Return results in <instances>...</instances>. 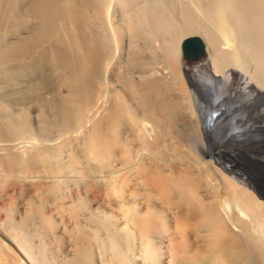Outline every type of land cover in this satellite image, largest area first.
Segmentation results:
<instances>
[{
  "label": "bare ground",
  "instance_id": "obj_1",
  "mask_svg": "<svg viewBox=\"0 0 264 264\" xmlns=\"http://www.w3.org/2000/svg\"><path fill=\"white\" fill-rule=\"evenodd\" d=\"M141 1L0 0V264H264V0Z\"/></svg>",
  "mask_w": 264,
  "mask_h": 264
},
{
  "label": "rangeland",
  "instance_id": "obj_2",
  "mask_svg": "<svg viewBox=\"0 0 264 264\" xmlns=\"http://www.w3.org/2000/svg\"><path fill=\"white\" fill-rule=\"evenodd\" d=\"M146 1H147V0H145V2H146ZM148 1H149V3L146 2V5H147V6H149V5H153V4L156 2L155 0H153L152 2H151V0H148ZM159 1H160V0H159ZM161 1H162V0H161ZM163 1H164V0H163ZM165 1H166V0H165ZM141 2H142V4L145 3L143 0H142ZM143 2H144V3H143ZM150 2H151V3H150ZM166 2H167V1H166ZM168 3H169V2L165 3V5L168 4ZM148 4H149V5H148ZM238 13L241 14V11L235 12V14H238ZM238 15H239V14H238ZM242 15H243V13H242ZM239 16H241V15H239ZM104 18H105V16H104ZM103 20H104V23H102V24L107 23V22H105V19H103ZM103 20H102V22H103ZM247 29L249 30L248 32L250 33V30H251V29H249V28H247ZM248 32H247V33H248ZM251 32H252V31H251ZM155 37H156V38H155ZM158 37H159L158 35H152V34H151V36L149 37V41H148V43H147L148 45H149V44H150V45H151V44L153 45V46H149L150 48H151V47L155 48L156 46L159 45L158 43H160V38H158ZM147 38H148V37H147ZM151 38H152V39H151ZM156 39H157V40H156ZM150 40H151V41H156V42H153V43H152ZM251 42L253 43L252 40H251ZM251 42L249 41V43H250V45H251L250 47H252V48H248V47H247L249 43L247 44V46H245V47H247V48H246V50H247L246 54L249 53V55L247 54L248 56L251 55L252 57H254V59H257V60H258V59H260L261 57H260V56H256V55H258V54L261 55V54H260V53H256V52H260V51H259V49L255 46V44L253 43V44H254V45H253V44H251ZM154 44H155V46H154ZM157 44H158V45H157ZM148 45H147V47H148ZM252 45H253V46H252ZM223 47H227V46H223ZM248 49H249L251 52H248V51H249ZM253 49H254V51H252ZM255 49H257V50H255ZM251 53H252V54H251ZM254 53H255V55H254ZM253 55H254V56H253ZM255 56H256L257 58H255ZM259 57H260V58H259ZM161 64H162V63H161ZM206 82H207V81H206ZM210 83H211V84L208 85V84H205V82H204L203 84L200 85V89H199L200 94H199V95H201V96H205V97H202V98H206V99H204V101H203V100H202V101L200 100V104H201V107H204V106H205L204 108H205L206 111H209V112H207V114L209 115V116H208V121H209V122H207V123H208L209 125L212 126L214 123H216V122L213 121L214 118H213V120H211L214 114H215L214 117L217 116V118H218V119L215 118V120H217V122H219V121L221 120V118H220V117H222V114H221V113L223 112L224 107H225V106H224V99H226L225 97H229L228 94H231V91H230V92L227 91V90L224 91V90H222V88H221L220 91H219V87H218L215 83H214L215 85H214V84L212 85V82H210ZM207 85H208V86H207ZM203 86H205V87H203ZM215 86L218 87L217 92L219 91L220 96H222V94L224 95V96L220 97V98H222V100L219 99V100H221V102H223V103H219L220 105L217 104V103L219 102L218 99H216V100H218L217 102H214V103L216 104V105H215V104H213V101H212V98H211V95H212V93H213V90H212L213 88H212V87H215ZM202 88H203V89H202ZM205 88H206V89H205ZM211 88H212V89H211ZM207 91H208V92H207ZM222 91H223V93H221ZM226 92H227V93H226ZM203 93H204V94H203ZM210 93H211V94H210ZM205 94H206V95H205ZM208 94H209V95H208ZM225 94H227V95L225 96ZM201 96H200V99H202ZM244 98H245V97H244ZM209 99H210V100H209ZM245 99H246V98H245ZM206 100H207V101H206ZM216 100H215V101H216ZM244 101H246V100L243 99V103H242V104H243L244 106L242 105L243 107H241V108L239 107V109L242 110V113H241L240 110L236 111L237 109L234 108V110L236 111V112H235V115L239 112L237 115H238L239 117H241V118H243V117L245 118V116L248 114V115L246 116L245 120H246V119L248 118V116H249V118L246 120V121H248V122L243 121V122H245V123H243L241 118H240V119L238 118V121L235 122V127H233V129L235 130L236 128L239 127L238 129L241 131V133L239 132L240 134H237V135H233V134H232V135H231V134H230L231 132L227 130V131H228V136H226V137L224 136V133H225L226 129L229 128V127H227L228 125L225 124L226 122H228L227 120H225L224 122H221V124L223 125V126H222V130L220 129V127H221L220 125H221V124H219V125H217V127H215V128L213 127V128H214V132H218V129H220L218 133H220V131L223 132V133L219 134V135H220V138H221L219 141L222 140L223 144L225 143V141H223V140H226V138H231V136H232V138H231L232 141H234V143H236V147H235V146L233 147L235 150L232 151V152H236V154H239V157L242 156V155L244 156V155H246V154H247V155H246L245 157L249 156V157H247V158L244 159V161H246V159H247V161H246L245 163H244V161H243V162H240V163H237V162H236L237 164H236V163H233V164H235V165H237L238 167H240V169H243L244 167H246V168H245L246 170L243 169V170H245L246 174H247V173H248V174H251L252 176H255V177L257 178V177H259V174H261V173L259 172L260 169H261V168H262V169L264 168V157H263V155H264V152H263L264 148H263V150H262V147H264V146H263V145H264V139H263V135L261 134V133H262V132H261V129H263V128H260V126L263 127V125H259V124L254 125V124H252V123L254 122L255 119L252 118V116H251L252 114H250V112H251V110H253V109H252V108H247V107L249 106L248 101H246V102H244ZM202 103H203V104H202ZM211 103H212L213 105H215V108H216L217 112H216L215 108H213L214 106H211V105H212ZM206 104H207L208 106H207ZM206 106H207L208 108H207ZM245 106H246V107H245ZM221 107H222V108H221ZM249 107H250V106H249ZM212 108H213V109H212ZM218 108H219V109H218ZM245 108H247V109L245 110ZM202 109H203V108H202ZM210 109H212V110L210 111ZM203 110H204V109H203ZM205 110H204V111H205ZM234 110H233V111H234ZM243 111H244V112H243ZM246 111H247V112H246ZM215 112H216V113H215ZM240 113H241V114H240ZM253 113H254V112H253ZM210 114H211V115H210ZM217 114H218V115H217ZM249 114H250V115H249ZM237 115H236V116H237ZM243 115H244V116H243ZM211 116H212V117H211ZM250 116H251V117H250ZM209 117H210V118H209ZM222 118H223V117H222ZM250 118H252V119H250ZM223 119H224V118H223ZM240 120H241V122H242L241 125H240V123H241ZM243 120H244V119H243ZM210 121H211V122H210ZM250 121H252V122L250 123ZM255 121H257V119H256ZM212 122H213V123H212ZM239 122H240V123H239ZM210 123H212V124H210ZM246 123H247L248 125L250 124L251 127H250V125H249V126L246 125ZM238 125H239V126H238ZM242 126H243L244 128H243ZM257 126H259V127H258L259 129L257 128ZM241 127H242V129H243V132H242ZM252 127H254L253 130H255V129L260 130V131H258V132H259L258 134H260V135H257V134L255 133V134H256L255 139H256V138H259V139H258V141H259L258 143H257V141H256L257 139H256V140H251V139H252V135H251V134H253V132H252ZM233 129H232V131H233ZM224 130H225V131H224ZM235 131H236V130H235ZM245 131H246V132H245ZM255 131H256V130H255ZM214 132H213V133H214ZM247 132H250V133L248 134ZM229 134H230V135H229ZM243 134H244V137L242 136ZM240 135H241V138H240ZM248 135H249V136H248ZM233 136H234V137H233ZM246 136H247V137H246ZM250 136H251V137H250ZM223 137H225V138H223ZM248 137H249V138H248ZM234 138H235V139H234ZM253 138H254V136H253ZM261 141H262V142H261ZM240 142H241V143H240ZM245 142H246V143H245ZM250 142H252V143H250ZM260 142H261V143H260ZM248 143H250V144H253V143H254V144H253V146H252V145H250V144H248ZM256 143H257V145H256ZM221 144H222V143H221ZM243 144H244V145H243ZM258 144H259L260 148L258 147ZM261 144H262V145H261ZM237 145H238V146H237ZM242 145H243L244 147H243ZM247 145H249V146H247ZM229 146H230V145H229ZM229 146H228V147H229ZM240 146H241V147H240ZM245 146H247V147H245ZM254 146H255V147H254ZM237 147H238V148L240 147V148L237 149ZM249 147H250V148H249ZM252 147H253L254 149H253ZM245 148H246L247 150H246ZM226 149H227V148H226ZM241 149H242L243 152L241 151ZM243 149H244L245 151H244ZM252 149H253V150H252ZM227 150L230 151L229 148H228ZM237 151H238V153H237ZM232 152H231V153L228 152V153H229L230 155L233 156ZM248 152H249V153H248ZM251 152H252V153H251ZM254 152L257 153V154H254ZM262 152H263V153H262ZM228 153H227V156H229ZM240 153H241V154H240ZM245 153H246V154H245ZM258 153H260V154L262 153V154H261L262 156L259 155ZM236 154H235V155H236ZM251 155H253V157H252ZM255 155H256V156H255ZM254 156H255V158H254ZM259 156H260L261 158H260ZM258 158H259V159H258ZM249 159H250V161H249ZM262 159H263V160H262ZM256 160H257V161H256ZM232 161L235 162L234 159H232ZM232 161H231V162H232ZM248 161H249V162H248ZM251 161H252V162H251ZM253 161H254V162H253ZM259 161H260V162H259ZM257 162H258V163H257ZM243 163H244V164H243ZM249 163H252V164H249ZM254 163H256V164L254 165ZM241 164H242L243 167L240 166ZM260 164H261V165H260ZM259 165H260V167H259ZM251 166H252V168H251ZM258 167H259L260 169H259ZM253 168H255V169H253ZM258 169H259V170H258ZM249 170H250V171H249ZM251 170H252V172H251ZM256 170H258V172H257ZM254 171L256 172V174H255ZM253 174H254V175H253ZM260 178H261V177H260ZM260 180H261V179H260Z\"/></svg>",
  "mask_w": 264,
  "mask_h": 264
},
{
  "label": "water",
  "instance_id": "obj_3",
  "mask_svg": "<svg viewBox=\"0 0 264 264\" xmlns=\"http://www.w3.org/2000/svg\"><path fill=\"white\" fill-rule=\"evenodd\" d=\"M203 47L204 42L198 34L187 35L180 43L181 51L190 55L201 52Z\"/></svg>",
  "mask_w": 264,
  "mask_h": 264
}]
</instances>
